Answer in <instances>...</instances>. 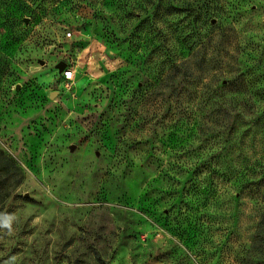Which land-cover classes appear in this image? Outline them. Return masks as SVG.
<instances>
[{"label":"rangeland","instance_id":"374dc122","mask_svg":"<svg viewBox=\"0 0 264 264\" xmlns=\"http://www.w3.org/2000/svg\"><path fill=\"white\" fill-rule=\"evenodd\" d=\"M0 264H264V0H0Z\"/></svg>","mask_w":264,"mask_h":264},{"label":"trees","instance_id":"16d2710c","mask_svg":"<svg viewBox=\"0 0 264 264\" xmlns=\"http://www.w3.org/2000/svg\"><path fill=\"white\" fill-rule=\"evenodd\" d=\"M155 9L158 11L159 9V4L156 5ZM172 13L177 12H184L186 14H192L191 16H187L189 17L192 21H197L200 24H204L205 20H207V9L204 6H197V4L194 5H185V4H173L170 5L167 9L165 8V13H164V9L161 10L160 14L162 16H169L171 11ZM164 13V15H163ZM203 22V23H202ZM3 173L5 174V176L7 178H14L15 177V173L13 169H8V168H3ZM10 195V193H6L4 198H8Z\"/></svg>","mask_w":264,"mask_h":264},{"label":"built area","instance_id":"2783aa9c","mask_svg":"<svg viewBox=\"0 0 264 264\" xmlns=\"http://www.w3.org/2000/svg\"><path fill=\"white\" fill-rule=\"evenodd\" d=\"M63 80H65L66 82L70 81L73 78V72L72 70L69 69H65L62 74H61Z\"/></svg>","mask_w":264,"mask_h":264},{"label":"water","instance_id":"95a60500","mask_svg":"<svg viewBox=\"0 0 264 264\" xmlns=\"http://www.w3.org/2000/svg\"><path fill=\"white\" fill-rule=\"evenodd\" d=\"M215 23V20L213 19L212 21H211V24H214ZM65 67H66V64L65 63H61V64H59L58 65V71H59V73L60 74H62V72H63V70L65 69ZM51 97H53V95H51ZM73 149V147L71 148V150Z\"/></svg>","mask_w":264,"mask_h":264}]
</instances>
